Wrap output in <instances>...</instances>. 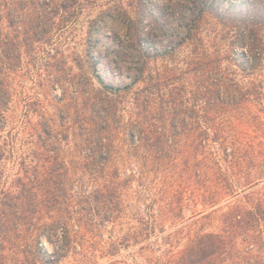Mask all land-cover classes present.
<instances>
[{
    "label": "rangeland",
    "instance_id": "obj_1",
    "mask_svg": "<svg viewBox=\"0 0 264 264\" xmlns=\"http://www.w3.org/2000/svg\"><path fill=\"white\" fill-rule=\"evenodd\" d=\"M71 5L78 8L68 25L57 18L27 42L20 27L0 22V197L48 202L52 215L105 180L126 227L138 228L137 221L163 207L182 217L167 222L164 235L185 234L201 211L188 173L196 165V137L233 134V126L244 131L246 122L264 117L259 5L254 0ZM240 13L250 16L249 29H238ZM97 120L109 134L106 145L95 149ZM144 128L149 137L140 144ZM45 216H25L20 247L37 249L27 231L39 229L38 240L51 254L64 245L67 229H79L75 222L67 228L63 219L46 225ZM110 228L98 235L91 259L73 244L59 264H109L101 246L109 244ZM129 249L120 250L117 260H126Z\"/></svg>",
    "mask_w": 264,
    "mask_h": 264
},
{
    "label": "trees",
    "instance_id": "obj_2",
    "mask_svg": "<svg viewBox=\"0 0 264 264\" xmlns=\"http://www.w3.org/2000/svg\"><path fill=\"white\" fill-rule=\"evenodd\" d=\"M74 1L0 0V22L20 27L27 42L34 40L44 24L53 25L57 18L61 26L68 25L78 8L68 6ZM254 2L259 5L257 17L264 19V0ZM235 22L238 29L251 26L248 13H240ZM242 127L244 131L237 132L238 127L233 126V134L196 137V165L188 173L196 183V193L190 194L201 211L192 216L185 234L176 231L164 235L163 226L182 217L163 207L146 220L137 221L138 228L126 227L121 206L112 196L113 188L104 180L89 196L74 198L64 212L58 209L52 215L48 202L29 196L17 200L0 197V264H59L69 252L68 245L73 244L83 258L91 259L97 252L98 235L109 225V244L101 246L109 264H264V117L253 118ZM94 131L97 136L91 140L95 149L106 145L107 125L97 120ZM148 135L149 131L142 129L139 143H145ZM41 212L48 217L46 225L63 219L67 228L70 222L79 226L77 230L67 229L64 245L51 254L38 240L39 229L27 231L29 239L37 240V249L19 246L22 220ZM152 236L157 237L154 242H150ZM127 248L131 255L117 260L120 250Z\"/></svg>",
    "mask_w": 264,
    "mask_h": 264
},
{
    "label": "bare ground",
    "instance_id": "obj_3",
    "mask_svg": "<svg viewBox=\"0 0 264 264\" xmlns=\"http://www.w3.org/2000/svg\"><path fill=\"white\" fill-rule=\"evenodd\" d=\"M153 1H155V0H153Z\"/></svg>",
    "mask_w": 264,
    "mask_h": 264
}]
</instances>
